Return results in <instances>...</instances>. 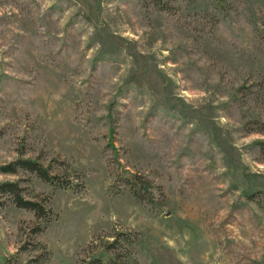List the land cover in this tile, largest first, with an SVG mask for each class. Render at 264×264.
<instances>
[{"label":"rangeland","instance_id":"1","mask_svg":"<svg viewBox=\"0 0 264 264\" xmlns=\"http://www.w3.org/2000/svg\"><path fill=\"white\" fill-rule=\"evenodd\" d=\"M21 157L71 184L0 170V264H264V0H0Z\"/></svg>","mask_w":264,"mask_h":264},{"label":"trees","instance_id":"2","mask_svg":"<svg viewBox=\"0 0 264 264\" xmlns=\"http://www.w3.org/2000/svg\"><path fill=\"white\" fill-rule=\"evenodd\" d=\"M3 173L17 174L20 170L34 173L37 177L44 182L51 185L58 186L60 188H68L71 184L70 180L63 181L58 175L52 174L48 167L42 165L38 160L30 158H19L8 165H4L0 168ZM23 188L18 182H6L0 185V194H8L11 196L16 207L31 211L34 213L37 219L46 218L47 207L40 201H34L24 198ZM135 195L142 199L139 193ZM116 240V239H115ZM117 240L110 245L111 248H116ZM117 258H115L116 260Z\"/></svg>","mask_w":264,"mask_h":264}]
</instances>
